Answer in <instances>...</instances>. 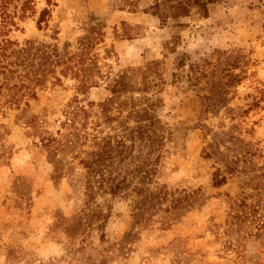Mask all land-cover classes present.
I'll use <instances>...</instances> for the list:
<instances>
[{
	"label": "rangeland",
	"instance_id": "1",
	"mask_svg": "<svg viewBox=\"0 0 264 264\" xmlns=\"http://www.w3.org/2000/svg\"><path fill=\"white\" fill-rule=\"evenodd\" d=\"M156 1L0 0V264H264V0ZM144 110L155 147L88 207L81 159Z\"/></svg>",
	"mask_w": 264,
	"mask_h": 264
},
{
	"label": "trees",
	"instance_id": "2",
	"mask_svg": "<svg viewBox=\"0 0 264 264\" xmlns=\"http://www.w3.org/2000/svg\"><path fill=\"white\" fill-rule=\"evenodd\" d=\"M221 0H157L151 7L155 15H157L162 22H167L169 19H177L182 16H189L193 8H197L203 16H209L210 8ZM231 80L235 78L236 82L239 80L235 74H230ZM212 100V98H209ZM74 111L70 112V116L74 115ZM70 119V118H69ZM139 125L132 129L130 140L132 143L128 145L125 139H117L111 136L102 137L94 143L95 148L92 149L88 156L81 159V163L86 170V194L88 207L93 206L95 203L96 195L110 194L116 197L129 187L127 179L122 176V164L126 156L131 152L138 141L143 146H148L149 143L155 147L158 137L157 132L153 128L152 116L148 110L141 111L135 117ZM45 145L50 146L48 142L51 139H46ZM148 143V144H147ZM151 159H146L139 165V173H148L150 170L155 169L157 164L150 163ZM122 163V164H121ZM226 176L215 172L214 183L220 185L225 182ZM138 195H144L146 192L145 186L135 185L134 190ZM159 194L149 197L150 204L140 210L142 213L150 211L155 202L159 201ZM145 196H143V199ZM139 200L140 204L144 200ZM185 203L175 200L173 207L180 209L185 207Z\"/></svg>",
	"mask_w": 264,
	"mask_h": 264
}]
</instances>
